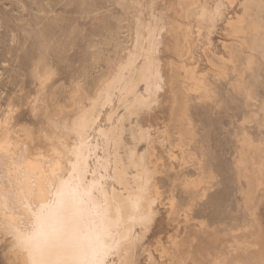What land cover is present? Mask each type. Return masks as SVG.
Returning <instances> with one entry per match:
<instances>
[{
	"label": "rangeland",
	"instance_id": "obj_1",
	"mask_svg": "<svg viewBox=\"0 0 264 264\" xmlns=\"http://www.w3.org/2000/svg\"><path fill=\"white\" fill-rule=\"evenodd\" d=\"M179 1L0 0V128L6 129L0 154L12 157L0 160L12 184L17 187L25 145L33 157L45 153L52 161L58 156L54 144L68 143L65 151L77 139L81 155H92L73 178L53 223L68 234L66 251L73 254L64 256L77 261L80 255L76 264H264V0H252L244 22L230 23L229 36L221 16L239 14L241 0L232 5L201 0L189 15L181 14ZM258 38L262 44L252 49ZM135 58L144 71H137ZM157 64L161 81L152 78ZM80 84L92 96L99 90L84 107L82 123L76 120L93 139L92 148L68 130L78 116L69 112V100ZM141 110H157L150 136L161 140L164 133L181 151L179 168L159 143L152 145V167L159 170L156 207L146 196L150 173L144 165L145 136L139 133L148 131L149 118L138 128ZM53 112L70 116L67 129L62 121L50 122ZM90 119L100 122L99 131ZM157 207L166 209L165 220ZM8 213H0V264H19L16 236L5 232L7 223H15Z\"/></svg>",
	"mask_w": 264,
	"mask_h": 264
},
{
	"label": "bare ground",
	"instance_id": "obj_2",
	"mask_svg": "<svg viewBox=\"0 0 264 264\" xmlns=\"http://www.w3.org/2000/svg\"><path fill=\"white\" fill-rule=\"evenodd\" d=\"M179 1V0H178ZM201 0H180L178 5H179V8L181 10V14H188V13H193L195 10V6L197 4H199ZM206 1V0H205ZM217 1V0H215ZM242 2L239 3V6L241 8V10L238 12L239 14L235 15V17H228V14L226 13L225 15H222V23H223V26H222V29L225 31L226 35L229 36L231 34L230 33V29H229V25L232 21L235 22H238V23H242L244 22V15H246V11L249 10L248 9V5L251 4V3H254V1L252 0H241ZM225 2L227 3V5H232L233 4V0H225ZM224 2V3H225ZM237 2V1H236ZM215 3V2H214ZM214 3L212 2L211 3V6L214 5ZM238 3V2H237ZM204 3H202V7L204 8L203 6ZM216 4V3H215ZM236 4V3H235ZM144 5V4H143ZM185 5H190V8L187 9V10H184V6ZM201 5V4H200ZM224 5V4H223ZM253 5V4H251ZM139 6V5H138ZM209 6V5H208ZM238 6V7H239ZM141 7V6H140ZM210 7V6H209ZM232 7V6H231ZM230 7V9H231ZM199 8V7H198ZM202 8V9H203ZM207 8V7H206ZM255 8H258L255 7ZM260 8V6H259ZM197 9V7H196ZM229 9V10H230ZM139 10V9H138ZM206 10L208 9H204L202 10L203 12H206ZM210 10V9H209ZM222 10V9H221ZM225 10V9H224ZM223 10V12H224ZM236 10V8H235ZM234 10V12H235ZM136 11V10H135ZM201 11V10H200ZM219 11V10H218ZM211 12V11H210ZM221 12V11H220ZM219 12V13H220ZM237 12V10H236ZM249 12V11H248ZM198 13V12H197ZM201 13V12H200ZM230 13V11H229ZM246 13V14H245ZM195 14V13H194ZM202 14V13H201ZM207 14V13H206ZM212 13H208L207 16L209 15L211 17ZM214 14V12H213ZM217 14V12H216ZM232 14V13H231ZM230 14V15H231ZM236 14V13H233V15ZM189 15V14H188ZM205 15V14H204ZM203 15V16H204ZM215 15V14H214ZM200 16V15H199ZM206 16V15H205ZM184 17V16H183ZM202 17V15L200 16ZM198 17V20L199 18ZM220 17V16H219ZM221 17H220V21H221ZM135 18V17H134ZM213 18V16L211 17ZM210 18V19H211ZM215 18V17H214ZM207 19H209V17H207ZM216 20V19H215ZM139 22V20H138ZM141 23V21L139 22ZM138 23V24H139ZM209 23V22H208ZM221 23V22H220ZM244 25V24H243ZM253 25V24H252ZM187 26V25H186ZM240 26V25H239ZM242 28V27H241ZM137 29V27H136ZM136 29H135V32H136ZM178 29V28H177ZM180 29V28H179ZM187 30V34H186V38H187V35L189 34V28L186 29ZM235 30V29H234ZM233 30V31H234ZM138 31V29H137ZM176 31V30H175ZM178 31V30H177ZM176 31V32H177ZM242 31V30H240ZM244 31V30H243ZM141 32V31H140ZM144 32V31H143ZM137 33V32H136ZM242 33V32H240ZM238 34V35H241V34ZM140 34V33H139ZM236 34V33H235ZM244 34V32H243ZM141 35V34H140ZM225 35V34H224ZM224 35H222L223 37H225ZM138 36V34H137ZM142 36V35H141ZM178 36V35H177ZM226 36V37H227ZM246 36V35H245ZM137 38V37H136ZM184 38V36H183ZM185 38V39H186ZM210 38V37H209ZM237 38V37H236ZM142 39V38H140ZM220 40H222L220 38ZM225 40V39H223ZM185 41V40H183ZM187 41V39H186ZM207 41H210L209 39ZM206 41V43H207ZM137 40L135 41V44H136ZM142 42V40H141ZM212 42V41H211ZM244 42V41H243ZM127 43V42H126ZM184 43V42H183ZM209 43V42H208ZM133 44V46L135 45ZM144 45V43H142ZM210 45L212 43H209ZM208 44V45H209ZM260 44H262V41L261 39H254L253 42H252V49L253 47L257 48L260 46ZM142 45V46H143ZM207 45V46H208ZM213 45V44H212ZM211 45V46H212ZM219 45V44H218ZM142 46H140L139 44V47H141L142 49ZM206 46V45H205ZM206 46V47H207ZM221 46V56L223 58L226 59V57H228V51L225 49V45H223V43L220 45ZM248 46V45H247ZM138 47V45H137ZM138 47V52H139V48ZM185 48V47H184ZM203 48V47H202ZM212 48V47H211ZM214 48V47H213ZM249 48V47H247ZM131 49V48H130ZM134 51L136 48H133ZM145 49V47L143 48ZM220 49V47H219ZM231 49V48H230ZM173 50V49H172ZM186 50V49H185ZM188 50V49H187ZM206 50V49H205ZM211 50V49H209ZM229 50V49H228ZM251 50V49H250ZM133 50L131 49V52ZM146 51V49H145ZM144 51V52H145ZM215 51V50H213ZM218 51V50H217ZM234 51V50H233ZM130 52V51H129ZM143 52V50L141 51L140 50V53ZM187 54H194V53H189V51H186ZM202 52V50H201ZM200 52V53H201ZM220 52V51H219ZM232 52V51H231ZM148 51H147V54L148 55ZM175 53V52H174ZM185 53V52H184ZM198 53V52H197ZM214 53V52H213ZM116 54V53H115ZM133 54V53H132ZM150 54V53H149ZM183 54V53H182ZM202 54V53H201ZM230 54V53H229ZM144 55V54H141V56ZM116 56V55H115ZM136 55H133V57H135ZM188 56V55H187ZM191 56V55H190ZM195 56V54H194ZM198 56V55H197ZM218 56V55H217ZM233 56V55H231ZM109 57V56H108ZM154 57V56H153ZM153 57H149L150 59ZM186 57V55L184 56ZM193 57V55H192ZM235 57V55H234ZM127 58V57H126ZM132 58V56L130 57ZM142 58V57H141ZM143 58H146V56ZM142 58V59H143ZM148 58V59H149ZM191 57L187 58V59H190ZM197 58V57H196ZM200 58V57H199ZM197 58V59H199ZM140 59V57H139ZM147 59V60H148ZM186 59V58H185ZM195 59V57H194ZM219 59V58H218ZM236 59V58H235ZM137 66L139 64H141V62L138 63L137 61V58L133 59ZM155 60V59H154ZM201 60V59H200ZM206 60V59H204ZM193 61V60H192ZM203 61V60H201ZM221 61V60H219ZM111 62V61H110ZM144 63H146L145 61H143ZM155 62V61H153ZM231 62V61H230ZM123 63V61H121V64ZM152 63V62H151ZM143 64V63H142ZM149 64H150V61H149ZM155 64V63H153ZM199 64V63H198ZM208 64V63H207ZM227 64V63H226ZM232 64V63H231ZM185 65V64H184ZM144 66V64H143ZM147 66V65H146ZM233 66V65H232ZM121 67V66H120ZM142 67V66H141ZM139 65V67L137 68V71L138 70H143ZM158 64L155 66L154 69V72H153V76L152 78L156 77V79H158L159 81H161L159 78L161 77L160 74H159V77L158 75L156 74L157 73V70H158ZM196 68V67H195ZM189 69V68H188ZM201 69V68H200ZM207 69V68H206ZM151 70V69H150ZM172 70V68H171ZM198 70V69H197ZM204 71V70H203ZM141 72V71H140ZM192 72V71H191ZM144 73V72H143ZM197 73V72H195ZM201 73V72H200ZM204 73V72H203ZM108 74V73H107ZM194 74V73H193ZM224 75V74H223ZM242 75V74H241ZM171 76V75H170ZM243 78V77H242ZM106 78H104L105 80ZM156 79H153V80H156ZM162 79V78H161ZM171 79V78H170ZM193 79V78H192ZM191 79V80H192ZM108 81V80H107ZM107 81L103 82L101 86H104V84L107 83ZM163 81V80H162ZM100 82V81H99ZM191 82V81H190ZM156 83H157V80H156ZM160 83V82H158ZM162 83V82H161ZM154 85V83H153ZM160 85V84H159ZM241 85V84H240ZM163 86V85H162ZM168 86V85H167ZM177 86V85H176ZM152 87V86H151ZM160 87V86H159ZM158 87V88H159ZM171 87V86H170ZM198 88V87H197ZM156 90V89H155ZM163 90V89H162ZM99 90H96L95 91V94L96 92H98ZM72 97H71V100H69L70 102V111H74L77 113L78 116L75 117V121L72 120L73 122V125H70L71 128H68L69 132L71 131V133H73L71 136H75L78 137V139L81 141V140H85V145L86 147L84 148H88V147H94L95 146V143L93 145L92 142L93 139H89L88 138V135H87V131L85 130H81L80 128H78V126L80 125L79 123L81 122L82 123V120H81V117L83 115V113L86 111L85 110V106L87 105L88 102H91L95 96H92L90 95L88 92H86L83 87L80 85H78L77 87H75L74 91H72ZM173 94V93H172ZM181 96V95H180ZM70 98V97H69ZM180 98V97H179ZM178 98V99H179ZM68 103V102H67ZM151 103V102H150ZM157 103V102H156ZM152 104V103H151ZM172 105V104H171ZM57 107V105H55ZM66 106H69L66 105ZM54 107V106H53ZM152 107V106H151ZM55 108V107H54ZM54 108L52 109V111H54ZM60 108V107H59ZM58 108V109H59ZM160 108H162L160 106ZM75 109V110H74ZM147 109V108H146ZM145 109V111H146ZM156 109V108H155ZM60 110V109H59ZM58 111V110H57ZM157 111V110H156ZM156 111H147V112H142L141 110V114L139 113L138 115V123L140 124V126L138 128H143L141 127V124L145 123L143 122L144 119H147V122L144 124V128L146 126H149L148 128H146V130H148L146 133L143 131L141 133H139L140 135H144L145 136V139H144V150H145V156H144V165L148 168V172L150 173V182H149V186H148V191H147V198L151 200V202H154V205L153 207H156V200H158V192H157V186H156V180H155V175L159 172H157V170L155 169V167H152V162H151V157L153 155V152L155 151L154 148L152 147L153 143H159L160 146L163 148L164 150V153H166L170 159H171V163L174 165V167H179L182 165V160H181V151L180 150H176L174 148H172L169 144H168V140H167V137L164 133H161V140H157L151 135V132L153 131L154 127H152V122H154V118H156L155 116V113ZM174 111V109H173ZM63 112V111H61ZM171 112V111H170ZM57 113V112H56ZM177 113V112H176ZM74 114V113H73ZM72 114V115H73ZM175 114V112H174ZM143 115H145L143 117ZM176 115V114H175ZM70 117V116H69ZM68 115L66 114V112H64L62 115L58 112L57 114H55L53 112V114H51L50 118H52V121L50 119V122H52L55 126H57L59 123H61V121L64 123L67 119H69ZM74 116H72L73 118ZM77 117H80L78 118L80 120V122L76 121L77 120ZM98 117V116H97ZM172 117V116H171ZM192 117V116H191ZM85 118L87 117H84L82 118L83 121L85 120ZM93 118V117H92ZM74 119V118H73ZM97 119V118H96ZM100 119V118H98ZM142 120V121H141ZM171 120V119H170ZM244 120V119H243ZM91 123H93V125L95 124L96 126L94 128L97 129V131H99V129L101 128L100 126V122H96L94 121V119H90ZM88 121V122H90ZM99 121V120H97ZM145 121V120H144ZM72 122H70V124H72ZM76 122L75 125H77V127L74 126V123ZM143 122V123H141ZM174 122V120H173ZM176 122V121H175ZM245 122V121H243ZM68 123V122H67ZM78 123V124H77ZM97 123L99 124L97 126ZM174 124V123H173ZM172 124V125H173ZM177 124V123H176ZM244 124V123H243ZM53 127V125H51ZM54 126V127H55ZM61 126L60 128H63L62 125H59ZM65 123H64V127H65ZM83 126V125H82ZM174 126V125H173ZM241 126H243L241 124ZM158 127V126H157ZM180 127V126H179ZM58 128V127H56ZM58 128V129H60ZM67 129V126L65 127ZM134 128H136L134 126ZM243 128V127H242ZM64 129V128H63ZM6 129H1L0 128V141H1V137L3 136L4 132H5ZM10 130V129H9ZM62 130V129H61ZM68 130H64L65 133H68ZM81 130V131H79ZM131 130V129H130ZM145 130V129H144ZM145 130V131H146ZM156 130V129H155ZM159 130V129H158ZM172 130V129H171ZM58 131V130H57ZM134 131V130H132ZM131 131V132H132ZM137 131H139L137 129ZM157 131V130H156ZM87 132V133H86ZM136 132V131H135ZM170 132V131H169ZM181 132V131H180ZM63 133V132H61ZM70 133V134H71ZM99 133H102V130L99 132ZM144 133V134H143ZM64 134V133H63ZM62 134V135H63ZM138 134V133H136ZM136 134H132V135H136ZM138 134V135H139ZM155 134V133H154ZM65 135V134H64ZM68 134H66L65 136H67ZM244 135V133H243ZM9 136V135H8ZM64 136V137H65ZM85 136V137H84ZM47 137V136H46ZM63 137V136H62ZM130 137H131V134H130ZM133 137V136H132ZM180 137V136H179ZM49 140L51 138L47 137ZM66 138V137H65ZM74 138V137H73ZM74 138V139H75ZM93 138V136L91 137ZM134 138H137L136 136H134ZM144 138V137H143ZM242 138V136H241ZM10 139V138H9ZM72 139V138H71ZM87 139V140H86ZM131 139V138H130ZM183 139V138H182ZM248 139V138H247ZM15 140V139H14ZM68 137H67V141H68ZM88 140H89V143H88ZM134 140V139H132ZM138 140V139H136ZM140 140V138H139ZM250 140V139H249ZM65 141V140H64ZM63 141V142H64ZM66 142V141H65ZM70 142V141H69ZM74 142V141H73ZM92 143V146H91V143ZM134 142V141H133ZM252 142V141H250ZM72 143V142H71ZM138 143V142H137ZM141 143V142H140ZM139 143V144H140ZM13 144V143H12ZM65 144V143H64ZM68 144V143H66ZM65 144V145H66ZM135 145L136 142H134ZM133 144V145H134ZM188 145V143H186ZM242 144V143H241ZM244 144V143H243ZM65 145L61 147V144H54L53 145V151L54 152H57L58 156L54 158L53 156V160L54 162L51 161V159L49 158V154L46 155L45 153H38L36 154L37 157H33V152H32V149L30 147H28L27 145L23 146V154L19 156V159L21 160V169L19 171V174L17 175L18 178H19V181H18V184H17V187H15L13 184H12V175L8 174V170H6V162H4L3 160L5 159H8V158H12L10 154H0V157L3 158V160H0V190H2V192L0 191V196L2 197L1 200H0V213H3L5 211L9 212L8 215H9V218L11 219V221H15V223L13 222L12 224H15V225H12V224H4L6 227H5V232H7L8 234L9 233H13V237L16 236L15 238L17 239L16 241L18 243H15V245L13 246V253L15 254V259H17L19 261V264H76V262L79 261V258H80V255H76L77 256V261H75L73 258L72 260L68 257H65L64 254L66 252L70 253L71 256L73 254V251H66V246L67 244H69V238L67 239L66 237L68 236V234H60L56 229L55 227H53V223L55 220H57V215L58 214H61L63 211L60 207V205L62 204V201L65 197L64 194H67L71 188L73 187V183H74V177H76V173H80L81 170H84L83 168L86 166L88 167L89 165V160L88 158H90V156L92 157L91 154H88V153H84L83 155H81L82 152H79L75 146H78L77 144V139H76V143L74 142V146H72L71 148L69 147L67 150L65 149L64 151V148H65ZM70 145V144H69ZM185 145V144H184ZM248 145V144H247ZM68 146V145H66ZM71 146V145H70ZM154 146V145H153ZM178 147H180L179 145H177ZM182 146V145H181ZM250 146H251V143H250ZM64 147V148H63ZM186 147V146H185ZM156 148V147H155ZM160 148V147H159ZM70 149V150H69ZM35 150H38V149H35ZM90 150V148H89ZM88 150V151H89ZM162 150V149H161ZM182 150V149H181ZM184 150V149H183ZM182 150V151H183ZM188 150V149H187ZM64 151V154H66L67 152L66 151H69V154L68 156H72L74 155L73 158L75 161L73 162V160L71 159V157H65L64 154H62V152ZM36 152V151H35ZM34 152V153H35ZM66 152V153H65ZM157 152V151H156ZM189 153V152H188ZM53 154V153H52ZM155 154V153H154ZM161 154V153H160ZM19 155V154H18ZM65 158V161L63 159V156ZM81 155V157H80ZM157 155V154H156ZM166 155V156H167ZM192 155V154H190ZM52 156V155H51ZM159 156V155H158ZM165 156V155H164ZM157 157V156H156ZM161 157V156H160ZM191 157V156H190ZM47 158H49V160H46ZM83 158L85 159V163L83 162ZM57 159V160H56ZM93 159V158H92ZM167 159V158H166ZM241 159V158H240ZM14 160V159H13ZM56 160V161H55ZM157 160V158H156ZM15 161V160H14ZM92 161V160H91ZM63 162H64V168L63 167ZM67 162V164L65 165V163ZM163 162V160H162ZM242 162V161H241ZM46 163H48L49 165H46ZM52 163V164H50ZM157 163V162H156ZM155 164V163H154ZM162 164V163H161ZM48 167L49 171L47 170H42L43 168L45 169L46 167ZM65 166L66 168L69 167L68 170L65 169ZM159 166V165H158ZM164 166V164H163ZM170 166V165H169ZM208 166V165H207ZM27 167V168H25ZM157 167V165H156ZM172 167V166H171ZM204 167V166H203ZM9 168V167H7ZM11 168V167H10ZM180 168V167H179ZM66 170V171H65ZM170 170V169H169ZM210 170V169H209ZM175 171V170H174ZM195 172V171H194ZM211 172V171H210ZM191 174V173H190ZM189 175V174H188ZM191 176V175H190ZM195 176V174H194ZM167 177V176H166ZM162 178V177H160ZM193 178V177H192ZM163 179V178H162ZM161 180V179H160ZM159 180V181H160ZM158 181V182H159ZM163 182V181H162ZM160 185H161V182H159ZM190 183V182H189ZM106 184L108 185H111V183L109 181H106ZM163 184V183H162ZM195 185V184H194ZM201 185V184H200ZM159 186V185H158ZM172 187V186H171ZM167 189V188H166ZM15 191V192H14ZM163 191V190H162ZM160 191V192H162ZM4 192V193H3ZM166 192V191H165ZM15 193V194H14ZM163 193H161L162 195ZM5 195V196H3ZM189 196V195H188ZM164 197V196H163ZM165 198V197H164ZM163 198V200H164ZM161 199V198H160ZM172 200V199H171ZM163 202V201H162ZM175 203V202H174ZM174 206V205H173ZM142 207H143V211L144 210H148V206L146 205V203H143L142 204ZM158 208V207H157ZM166 210V209H165ZM165 210H163V208H158L156 211H159L160 214L163 215V218L165 217L166 213H165ZM153 211L155 212V209L152 210L151 212L153 213ZM57 212V214H56ZM190 212V211H189ZM3 219V218H2ZM1 219V220H2ZM165 220V218H164ZM3 221V220H2ZM5 223V222H4ZM1 226V225H0ZM3 232V231H1ZM3 232V233H5ZM2 235V234H1ZM73 238H75L74 236H71ZM65 238V239H64ZM15 242V241H14ZM156 245V244H155ZM154 248V247H153ZM152 253V252H151ZM154 253V252H153Z\"/></svg>",
	"mask_w": 264,
	"mask_h": 264
}]
</instances>
